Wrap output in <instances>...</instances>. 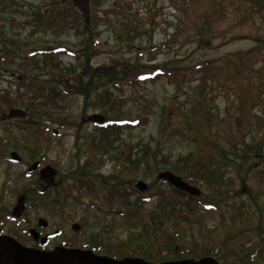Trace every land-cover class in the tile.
I'll return each instance as SVG.
<instances>
[{"label":"rangeland","instance_id":"1","mask_svg":"<svg viewBox=\"0 0 264 264\" xmlns=\"http://www.w3.org/2000/svg\"><path fill=\"white\" fill-rule=\"evenodd\" d=\"M90 1L87 24L72 0H0L3 234L42 248L26 231L42 217L49 223L44 235L60 231L48 249L94 241L99 254L114 257L119 248L127 253L129 244L140 243L163 257L157 241L174 235L179 220L188 231L182 242L192 238L230 253L227 260L212 256L221 264H239L249 249L258 248L254 264H264V95L241 105L237 99L250 79L264 77L258 71L264 45L255 40L264 36V0ZM71 7L73 14L66 10ZM58 48L63 49L58 56H45ZM204 63L210 64L204 73H193ZM155 66L174 75L131 81L137 71ZM17 95L22 104L39 107L50 98L61 108L30 113L22 104L3 105L5 96ZM13 108L24 109L26 118H11ZM93 114L113 123L90 122ZM118 119L140 123L112 129ZM13 151L23 163L11 160ZM35 160L67 175L64 185L40 194L38 174L27 173ZM205 162L220 173L221 188L184 178L202 190L199 205L188 215L168 212L167 193L174 186L158 174L169 170L183 177ZM140 180L145 191L137 188ZM24 191L27 224L2 221ZM75 222L79 232L72 229ZM145 228L147 234L130 238ZM232 237L251 241L239 248Z\"/></svg>","mask_w":264,"mask_h":264},{"label":"trees","instance_id":"2","mask_svg":"<svg viewBox=\"0 0 264 264\" xmlns=\"http://www.w3.org/2000/svg\"><path fill=\"white\" fill-rule=\"evenodd\" d=\"M66 10L69 14H73L74 12H76V9L74 7L69 8V11H68V9H66ZM94 12L95 11H92V16L93 15L95 16L96 12L95 13ZM97 16L98 15L96 13V17ZM255 40L257 41L258 46L261 47L262 45H264V36H258L257 38H255ZM251 51L252 50H250L244 54H248ZM60 52H63V49L50 50V51L45 53V56L46 57L51 56L52 58H54V56L55 57L58 56L57 54H59ZM52 58H51V60H52ZM46 62L48 65L49 60H46ZM54 66H55L54 63L49 64V68H51V69H53ZM208 66H210L209 63H204L203 65L199 64V65H196V69H194L192 71H193V73L194 72H203L204 73L206 71V67H208ZM108 69L111 70L112 67H109ZM108 69H106V70H108ZM103 70H105V68H103ZM262 70H264V67L260 68L258 71H262ZM96 71H100V73H101V69H96ZM136 73L137 74H133L132 76H130L132 78L131 81H133V82L134 81L149 82L151 80L155 81L160 76H173L174 75L173 73L168 72L167 69H164V67H161V66H155L150 71L140 70V71H137ZM262 74H261L262 77L256 83H255V79H254L255 77L249 80V82L247 84V86H248L247 92L242 94L241 96H239L237 98L238 101H240L239 102L240 105H241V103H245L249 100L255 101V99H257V101L259 102V100H260L259 98H261L264 95V77ZM250 91H253V92H250ZM252 93H253V97H252ZM255 94H258V95L256 96ZM6 96L4 97V99H6V101L3 103V105L6 104L8 107H12V106L13 107H19V106H21L22 103H20V102H22V101H21V98L19 95H17V97H9V96L6 97ZM51 96H52V93L50 94L49 97H51ZM34 100H35V98H33V101ZM46 100H47L46 104L42 102L39 107H34V105H32L33 104L32 102H29L26 104L23 103L22 105H24L26 107L27 111L30 113H32V110L33 111L36 110L38 113H43V112H45L46 109L59 110L61 108L59 103H51L52 99L46 98ZM242 108H243V106H242ZM110 122L113 123V121H110ZM116 123L118 125L113 126L112 129H120L122 126H131L133 124L135 125V124L140 123V120L136 119V120L131 121V120H126V119H118V120H116ZM35 124H37V122H35ZM247 147H248L247 150L250 151L251 150L250 147L249 146H247ZM251 148L253 149V151H256V149H257V147H255V146H253ZM255 154H256L257 158H260L259 154H257V153H255ZM203 164H204V166L201 165V166L197 167V165H196L195 167H192L191 169L186 170L183 177L187 178L190 182H194L197 185H203L209 189H215V187L221 188L223 180H220V173L217 172L216 170H212V169L208 168L206 166V165H209L208 163L205 162ZM196 168H198V170H196ZM262 170L264 172V168H262ZM176 171H178V170H176ZM157 194L161 195L160 193H157ZM167 194H169L168 198H167L168 212L175 210V212L180 214L181 216L183 214L188 215L192 209L191 207H195V206L198 207V205H199V203H198L199 200L197 199L199 197L193 196V195H191L185 191H182L176 187H172L171 190ZM178 206H180V207H178ZM227 206L233 207L234 211H238V212L241 211L240 208L233 202H228ZM191 213H192V211H191ZM6 217H8L9 219L15 220L12 218V216L10 214H4L2 217V221L5 220ZM186 217L188 218V216H186ZM232 219L235 221V220H237V217H233ZM174 226L176 228V233L174 235L163 236L162 241H160V240L157 241V243L164 250V251H162L163 257H160V255H158L157 253H154L153 251L145 249L144 245L140 244V243H138L136 245H132L133 243L129 244V247L124 248V250L126 249L127 253H123L122 248L121 249L119 248L118 251H115V253H111V254H113L115 258H124L127 256L141 257V258H144L148 261H153V262H157V263L162 262V261H166V260H170V259H183V258H188V257H196V258L200 259L204 256H218L222 260L223 259L227 260V258L230 257V253H228L226 251H225V253H222L224 251V249L221 250L220 247L215 248L212 246L202 247L199 244H195L196 241L192 240V238L190 239V241L186 240V241L182 242V238L183 237L185 238L186 234L188 232L187 228L179 220L175 221ZM146 230H147V228H145V231L142 230L143 232H138V231L133 232L132 233L133 235L130 238L133 240V238L135 236L142 237L143 234H147ZM2 231H3L2 228H0V234H3ZM184 238H183V240H184ZM180 240H181V242H178ZM228 241H229V239L227 240V243H228ZM249 241H251V239L239 240L238 238L234 239V237L230 238V242H232V244H235V246L237 244L239 246V248L245 247L247 242H249ZM92 246L96 250V247H95V246H97L96 242H94V244ZM258 251H259V248L256 251L249 249L247 255L245 256L247 258V260H243L240 262L238 261V263L239 264H254L253 259H254L255 255L257 254ZM226 264H227V262H226Z\"/></svg>","mask_w":264,"mask_h":264},{"label":"water","instance_id":"3","mask_svg":"<svg viewBox=\"0 0 264 264\" xmlns=\"http://www.w3.org/2000/svg\"><path fill=\"white\" fill-rule=\"evenodd\" d=\"M72 4L79 10L81 15L85 18L87 24L91 23V1L90 0H72ZM10 117H25L26 112L21 108H13L9 111ZM92 122H103L105 119L100 114H93L88 117ZM56 132V131H55ZM12 157L21 160L16 153ZM40 163L35 162L31 165L28 172H32L39 167ZM56 174V169L48 165L41 169V179L46 181L49 185H53V178ZM158 179L164 180L172 186L185 191L193 196L199 197L202 190L195 185L187 182L182 176L176 175L172 171L160 172ZM137 188L141 191L147 189V184L143 181H138ZM25 196L18 199L14 206L12 215L19 218L25 210ZM40 225H46L47 221L43 218L39 220ZM78 224L74 225V229H79ZM34 238L37 240L39 233L34 229L31 230ZM47 242V236L41 239V244ZM0 264H221L215 257L206 256L198 260L193 258H185L181 260H169L159 263L145 260L141 257L127 256L117 259L107 255L96 254L93 250L81 248H69L58 245L53 249L46 250L41 248L30 247L22 244L13 236L2 234L0 235Z\"/></svg>","mask_w":264,"mask_h":264},{"label":"flooded vegetation","instance_id":"4","mask_svg":"<svg viewBox=\"0 0 264 264\" xmlns=\"http://www.w3.org/2000/svg\"><path fill=\"white\" fill-rule=\"evenodd\" d=\"M11 118H13V119H24V118H26V116L25 117H11ZM90 122H92V121H90ZM110 122V121H109ZM94 123H98L99 125H101L102 127H104L106 124H108V125H110V124H112L111 122L110 123H107V121L106 120H104L103 122H94ZM108 125H107V127H108ZM14 153V151L11 153V160L12 161H15V162H17V163H23V159H22V156L20 155V154H18V153H16V154H18L19 156H20V158H21V160H17V159H14L13 157H12V154ZM35 162H39L40 163V165H39V167L36 169V170H33L32 172H28V170H29V168L31 167V165L32 164H34ZM31 165L29 166V168H28V170H27V173H28V176H33V175H35V174H38V179H39V181H40V184H39V193L40 194H46V193H48L49 191H51V190H53V189H57V188H59V187H62L63 185H64V181H65V179L67 178V175H61L60 174V170L57 168V167H55L54 165H51V164H49V163H47V164H45L44 162H42V161H40V160H35V161H33L32 163H31ZM48 165H50V166H52L53 168H55L56 169V174H55V176H54V178H53V181H54V184L53 185H49L48 186V183L46 182V181H44V180H42L41 179V169L42 168H44V167H46V166H48ZM21 196H25V210H24V212H23V214H22V216H20L19 218H15L13 215H12V211H13V208H14V206L17 204V202H18V199L21 197ZM20 197H17V199H16V204L13 206V208H12V210L10 211V215L12 216V218L13 219H15V220H21V219H23L24 220V223H26L27 224V219H26V217H25V214L27 213V209H28V206H27V201L29 200V197H28V193L26 192V191H24L21 195H20ZM28 198V199H27ZM42 217H39L38 218V220H37V227H35V226H31V227H27L26 228V231L29 233V235L33 238V240L34 241H36V242H38V243H40L41 244V239L44 237V236H47V242L45 243V244H41V245H43V247H42V249H48V248H46L47 246V244L50 242V239L53 237V234L54 235H56V234H58V233H60V231L59 230H56L55 231V233H46L45 235H44V229L45 228H47L48 226H49V223H48V221H47V224L46 225H40L39 224V220L41 219ZM44 219V218H43ZM28 221H30V220H28ZM75 224H78L79 226H80V228L77 230V229H74V225ZM28 226H30V224H28ZM32 229H34L37 233H39V237H38V239L36 240L35 238H34V236H33V234L31 233V230ZM72 229L75 231V232H79L80 230H81V225L79 224V223H77V222H75L73 225H72ZM80 243H78V242H75V243H72V244H69V243H67V245H65V247H69V248H81V249H89V250H93L96 254H99L98 253V249L100 248V247H98L100 244H97V242H96V244H97V246H95L96 247V250L94 249V247L92 246L93 244H94V241H90V242H88V243H85V244H83L82 246H78ZM58 246V245H57ZM63 246V245H62ZM56 247V246H55ZM50 249H52V248H50ZM100 250V249H99ZM100 255H106V254H100ZM107 256H110V255H107ZM120 259V258H119Z\"/></svg>","mask_w":264,"mask_h":264}]
</instances>
